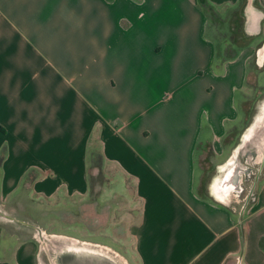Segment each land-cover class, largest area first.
<instances>
[{"label": "crops", "instance_id": "obj_1", "mask_svg": "<svg viewBox=\"0 0 264 264\" xmlns=\"http://www.w3.org/2000/svg\"><path fill=\"white\" fill-rule=\"evenodd\" d=\"M206 1L231 27L219 48L199 0H0V201L80 198L88 230L62 264H264V170L240 212L237 166L204 193L249 92L264 94V0ZM94 154L114 170L99 189L132 196L110 222L90 198ZM95 217L105 226L89 234ZM39 253L0 225V264Z\"/></svg>", "mask_w": 264, "mask_h": 264}, {"label": "rangeland", "instance_id": "obj_2", "mask_svg": "<svg viewBox=\"0 0 264 264\" xmlns=\"http://www.w3.org/2000/svg\"><path fill=\"white\" fill-rule=\"evenodd\" d=\"M205 9H207V16L210 18L212 12L208 8ZM239 14H241V12L237 9L232 14V16H234L230 19L231 21L233 20L232 22L236 29L242 22V18ZM216 28L223 30L221 23L217 24ZM212 30L213 28L210 24V26L207 27V38L216 47H220L223 42L218 37H223V34L217 33L216 35ZM251 93L250 91L248 103L245 104L246 117L243 116V123L237 130H234V132L230 134L229 140L232 138L231 146L233 148L229 154V158H226L227 160L223 162V166L219 169H215V171L214 169L208 170L209 176L205 180L204 185L205 193L211 181L213 183L216 182L217 185L234 166H237L240 169V178L239 181H237L232 192V198L229 202V206L234 208L237 212H240L245 206L244 204L250 188L255 186L256 180H258L264 170V160H261L264 156L262 154L263 150L260 152L255 143L258 141L259 137L261 138L257 144L261 146L263 142L264 132L261 131L260 134L256 133L257 130L263 128L264 94L252 95ZM239 103L240 98L237 94L235 96V105L237 108ZM257 120L260 122H257ZM199 150H201V146H197L196 154ZM96 160L95 162L100 161L97 157ZM90 165L94 167L91 162ZM202 166L203 168L206 167L204 161H202ZM102 168L100 173L97 169V174L90 180V185H94V190L90 193V198L91 200L96 199L98 201V204H94L93 206L97 208L96 211L100 216L108 215V221L110 222L115 216L114 202L117 199H121L123 201L122 206H124L125 201H132V196L123 191L121 183L119 182L114 183V188H112V193L115 194L108 192L104 193V189H99V187L102 186L103 188H107L105 184H107L108 180H111L114 175V170L112 168ZM101 195L103 197H101ZM81 202L80 198L68 196L52 199L44 198L33 193L28 188H21L9 196L7 200L0 201V225L3 227L4 233H15L20 239L27 237L33 238L35 242H37L41 264H62L60 256L64 255L66 250H72V248L80 249L82 247L81 240L72 239L69 235L73 234V236L82 237V231L88 230L81 224ZM123 210L120 213L124 214L125 211H127V209H125V211ZM95 218V223L89 226V234L102 233L101 231L105 226L103 225L104 223L98 225L97 217ZM102 220L103 219H101V222ZM106 230L111 231V227L107 226ZM118 259L124 264L122 258L120 259V257H118Z\"/></svg>", "mask_w": 264, "mask_h": 264}, {"label": "trees", "instance_id": "obj_3", "mask_svg": "<svg viewBox=\"0 0 264 264\" xmlns=\"http://www.w3.org/2000/svg\"><path fill=\"white\" fill-rule=\"evenodd\" d=\"M199 5L201 6V8L203 9V12L206 15H208L207 14L208 12H207V9H205V8H208L212 12V15L210 16V18L207 16V18H208V25L209 26L211 24L212 27L213 26L216 27L217 24H219V23L222 24L223 30L218 29V32L217 33L223 34V37H218V36L217 37L220 38L222 40V42H224L226 39H229V40L232 39L233 35H232L231 31L229 30L231 27L229 25H227L228 22L226 23L225 20L224 19L222 20L221 18H219L216 21V17H218V14H217L216 10L213 9V7L210 6V4L206 0H199ZM214 16H216V17H214ZM96 157H97V159H100L99 162H95V161H97L96 160ZM0 161H1V159H0ZM101 163H102V158H101L100 155H98V154L97 155L96 154L91 155V164H93V166L97 167V169L99 170V173L101 172V168H102ZM93 186L94 185L92 184L91 187H93Z\"/></svg>", "mask_w": 264, "mask_h": 264}, {"label": "bare ground", "instance_id": "obj_4", "mask_svg": "<svg viewBox=\"0 0 264 264\" xmlns=\"http://www.w3.org/2000/svg\"><path fill=\"white\" fill-rule=\"evenodd\" d=\"M260 54H261V52H260ZM257 122H260L259 120H257ZM262 126H263V130L262 129H260V130H257V133L256 134H260V132L261 131H263L264 132V118H263V120H262ZM263 134V133H262ZM257 136V135H256ZM260 138L261 137H259V139H258V141L257 142H255L256 143V145H257V147H258V149L260 150V152H262L261 150H263V152H262V154L264 155V136H263V142L261 143V146H259L257 143L259 142V140H260ZM247 140V139H246ZM250 141H251V139H250ZM258 157V156H257ZM260 158V157H259ZM261 160H264V156L261 158ZM233 168V167H232ZM235 169H237V168H235ZM234 176V175H233ZM238 180H239V178H238ZM238 180H231L230 179V185H231V187L232 188H235V186H236V184H237V181ZM225 181V180H224ZM234 181V182H233ZM221 183H223V181H221ZM233 184V185H232ZM220 185V184H219ZM228 187H230V186H226L225 188H228ZM227 200V199H226Z\"/></svg>", "mask_w": 264, "mask_h": 264}, {"label": "built area", "instance_id": "obj_5", "mask_svg": "<svg viewBox=\"0 0 264 264\" xmlns=\"http://www.w3.org/2000/svg\"><path fill=\"white\" fill-rule=\"evenodd\" d=\"M255 197L253 188H250V191L248 193V197L246 198L245 204H248L249 201L253 200Z\"/></svg>", "mask_w": 264, "mask_h": 264}]
</instances>
